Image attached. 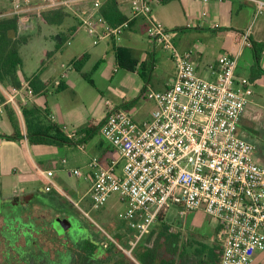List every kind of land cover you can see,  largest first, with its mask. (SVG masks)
<instances>
[{"label": "built area", "instance_id": "1", "mask_svg": "<svg viewBox=\"0 0 264 264\" xmlns=\"http://www.w3.org/2000/svg\"><path fill=\"white\" fill-rule=\"evenodd\" d=\"M81 1L39 0L36 9L72 4L94 45L118 41L133 20L142 18L147 23L149 42L167 51L175 67L174 80L165 91L147 93L154 104L148 121L138 123L129 113L114 109L100 123V134L117 159L104 165L93 157L86 165L91 175V210H101L110 196L117 195L119 202L126 204L118 217L132 232L126 248L107 234L102 246L107 247L110 241L134 260V249L158 215L175 206L181 214L203 211L217 223L215 240L222 248L219 264H251L255 253H264V166L256 162L253 146L237 134L240 117L253 94V83L235 75L237 58L220 56L216 65L208 67L212 78H202L196 73L191 53L178 52L170 31L151 16L157 0H128L129 17L115 27L99 13L103 0H89L90 8L81 7ZM19 6L20 1L14 0L13 14L34 9ZM263 10L264 3L257 2V13ZM242 43L251 47L247 36ZM4 96V104L16 108L17 98L27 104L36 95L24 82L19 88H9ZM76 136L75 132L67 134L70 140ZM79 147L83 149L82 144ZM72 173L82 176L80 170ZM41 174L52 176L50 171Z\"/></svg>", "mask_w": 264, "mask_h": 264}, {"label": "crops", "instance_id": "2", "mask_svg": "<svg viewBox=\"0 0 264 264\" xmlns=\"http://www.w3.org/2000/svg\"><path fill=\"white\" fill-rule=\"evenodd\" d=\"M227 1L229 5H222ZM117 2L122 14L128 18L130 14L128 0H117ZM257 2L264 3V0H238V5L236 0H209L207 3L197 0H175L167 4L155 2L152 6L151 16L169 31H177L183 27L218 34H221L223 29L236 30L233 31L232 39L234 48L226 53L237 58L235 75L247 78L253 83V94L240 117L237 131L239 138L240 135L244 137L253 126L258 128L264 125L262 109L264 100H261L264 97V10L257 13ZM85 5L81 7H91L89 4L86 6L90 7ZM69 8L74 15L69 14L70 17H65L59 26L46 25L38 19L34 22V26L33 23L29 25L28 28L31 29L25 33H20L18 26L21 18L24 19L29 14L22 15L23 17L16 15L17 31H14V38H27L18 48L20 60V47L26 46L32 35L40 34L43 44L41 57L37 58V62L38 65L43 63L45 67L47 66L42 73L40 72L41 74L38 73L40 81L46 85L44 95H36L31 103L23 104L17 98L16 108L4 104V93L11 88V85L6 86L0 82V105H3V113L0 114V136L13 134L8 113L13 115L16 127L23 136L20 140H0V208L5 204L9 209L8 212L14 211L16 216L23 217L37 205L49 210L63 208L67 203L65 201L67 195L63 189H68L80 197L81 190L86 188L87 194L91 175L86 170V165L90 159L97 157L104 165L114 159L113 148L99 131L105 115L118 109L129 113L135 120V115L140 111L138 100L142 95H146L149 91L163 92L174 80L175 67L170 56L159 54L157 50L160 48L150 42L146 47L141 44L142 39L139 34L144 33L147 27L144 19L133 20L118 41L110 39L99 41L94 45L91 36L78 30L81 25L76 8ZM12 16L15 14L11 13L5 17ZM256 17L260 18L251 27L252 18ZM97 29L99 30L98 26ZM177 35V42L174 45L179 51L184 52L189 51V46H185L189 41L186 40L198 34L180 33L179 35L178 32ZM56 36L59 37V42L55 40ZM244 36H247L249 42L263 46L258 61L254 49L242 43ZM215 38L223 40L225 36L219 35ZM67 41L69 44H66ZM197 43L200 45L201 41L196 40L193 43L198 50L195 54L191 53L196 73L202 78L210 79L212 76L208 67L216 65L219 56L206 62L203 55L204 47L196 45ZM118 48L125 50L121 58V66L116 60ZM67 54L68 56L65 57ZM84 55L86 58L81 64L80 71L75 70L71 63ZM58 58H64L65 62ZM39 70L40 68L37 71ZM28 73H32L28 77L37 74L33 71ZM82 75L87 76L89 80ZM24 77L19 71L17 72L16 78L21 85L25 82ZM81 79L88 87L81 83ZM30 104H34L42 111L46 110L48 118L62 129L65 137L75 132L76 138L58 145L31 144L25 136L22 118V108ZM102 104L108 111L106 114L99 113L96 109V106ZM150 114L151 111L147 118L135 121L146 122L150 119ZM79 144L83 145L84 150L81 159H70L62 155L67 146ZM4 146L10 148L9 155L7 150L1 151ZM74 170L82 171V176H74L72 173ZM47 171L52 172L50 178L41 174ZM51 185L50 191H45V188ZM88 204L91 207L90 202ZM81 213L85 212L81 211ZM1 217L7 218V216ZM255 257L256 254L251 264H254ZM132 261L136 263L135 260Z\"/></svg>", "mask_w": 264, "mask_h": 264}, {"label": "rangeland", "instance_id": "3", "mask_svg": "<svg viewBox=\"0 0 264 264\" xmlns=\"http://www.w3.org/2000/svg\"><path fill=\"white\" fill-rule=\"evenodd\" d=\"M20 1V8L21 9H33L29 13H21V14H15L17 16L23 17L24 15H27L24 17V19L21 18L20 24L18 26V31L20 33H25L30 27L29 25L34 26V22L38 20L37 15L40 12V10L36 9V5L39 3V0H19ZM201 3H203L200 0H197ZM13 2L14 0H0V14L5 16H8L9 14L13 13ZM81 5H91V1L89 0H83L81 1ZM229 2H225L222 5H229ZM236 3L238 5V0H236ZM72 5V4H70ZM68 5L69 7H71ZM85 7H90L86 6ZM68 7V8H69ZM73 8V7H72ZM70 9V8H69ZM206 11V10H204ZM23 15V16H22ZM260 17L252 18V25L251 27L258 21ZM79 31L86 30L80 26ZM177 30V29H176ZM29 31V30H28ZM236 30H221V34H218L217 32H209L206 30H191L187 27H183L181 29H178L177 31H170L172 36V42L173 45L175 42H177V33H185V34H195L198 35L188 38L186 41L187 43L185 46H189V51L184 52H190L194 53L197 51V47L193 46V43L196 42V40L201 41V46L204 47V60L208 62L209 60H213L216 57H220L222 55H229V50H233L234 46L232 43L233 35ZM241 33H245V31L239 30ZM87 34V32H86ZM29 36V34H27ZM88 35V34H87ZM225 36V38L222 40L216 39L215 36ZM139 36L142 39V46L146 47L149 45V40L147 38L146 31L144 33L139 34ZM30 37V36H29ZM211 37V38H210ZM40 34H34L30 37V42L26 46L20 47V55H21V61H20V67L19 72L24 75L25 77H28L32 73L28 72H35V73H42L47 66L45 67L42 63V65H38L37 58L41 57V45L43 44L40 40ZM226 39V40H225ZM225 40V41H224ZM203 45V46H202ZM176 48V46L174 45ZM157 50L159 54H168L169 53L165 50H163L161 47ZM176 50L180 53H183L179 51L177 48ZM39 53L40 55H37ZM65 55V57H67ZM170 56V55H169ZM230 56V55H229ZM218 57V58H219ZM60 61L64 58H58ZM46 59L44 58V62ZM241 62V61H240ZM47 63V62H46ZM40 68L39 71H37ZM40 73V74H41ZM81 83H84L86 86V82L84 80H80ZM88 87V86H87ZM147 95V94H146ZM146 95H142V97L138 100V107H140V111L135 115V120H143L147 118L149 115V111H152L154 108V104L152 102H149L146 98ZM109 98V97H107ZM264 100V97L261 99ZM264 104V103H262ZM98 112H102L103 114H106L108 111L102 106H96ZM259 138H262L264 140V131L260 130L258 134ZM240 138L243 140H247V138L240 135ZM256 145V162L258 163H264L263 161V153H264V142L263 143H254ZM9 147L7 148L4 146L1 151L5 152L7 150V154L9 155ZM66 150L62 153L63 156L70 159H81L83 157L82 152L84 151L79 147V145L74 146H67L65 148ZM113 158L117 159V155L113 153ZM123 162L120 163L119 169H117V174H120V168L122 167ZM65 181V180H64ZM42 183V181H41ZM43 184V183H42ZM65 194L67 195V200H65L67 203L64 205L61 209H47L42 207V205L35 206L32 210L28 211L22 218L24 222H31L34 224L36 228L41 227V233L38 238V246L39 249H35L38 254L30 253V255L35 257H42L41 260L45 259L46 263L43 264H67L68 258H67V252L68 249L71 250L72 244L76 243V241H81L82 238L85 236V230L78 231L77 229L71 228L69 233L67 235H62V233L59 230V226L57 225L55 219H65L66 216L70 214H78L87 224L89 225V229L91 231V234L94 239H100L101 235L106 236L108 235L109 230L117 229V227L123 228L125 231H127L128 236L132 232L128 229L127 224L119 219V213H123L126 210V204L123 202H119V198L117 195H112L107 199V202L105 206L99 210L93 212L91 210V207L89 206L90 197L88 193L86 194V188L81 190L80 197H77L75 193L69 191L68 189H63ZM26 200V199H25ZM68 204V205H67ZM7 205L3 204L0 208V264H20V258L14 254L15 251H13L10 246L7 247V244L5 243L4 239L7 237V231H4L2 233V230H5L3 219L1 216H7L8 213ZM85 212L90 219L83 216L81 213ZM165 221L170 226L173 227L174 230L178 231L180 235L185 238L194 237L196 239H199L200 241H203L205 243H210L211 241L215 240L216 238V231H217V223L211 219L209 216H207L203 211H188L184 214H181V209L175 206H171L167 212L165 213ZM158 223L156 222L153 227L148 231V233L144 236V238L138 242L139 247L142 243V241L145 240V238L150 234L151 231L157 230ZM2 233V234H1ZM77 234L78 237L75 236ZM11 235V234H9ZM8 235V237H9ZM192 235V236H191ZM82 236V237H81ZM109 236V235H108ZM110 237V236H109ZM130 237V236H129ZM85 238V237H84ZM83 238V239H84ZM128 240V239H127ZM22 239H20V242H17L18 244L21 243ZM72 243V244H71ZM15 250V249H14ZM101 248L98 247L97 252L100 253ZM22 254L26 252H21ZM256 259L254 264H264V253L257 252ZM255 256V255H254ZM38 259V258H37ZM36 259V260H37ZM40 260V261H41Z\"/></svg>", "mask_w": 264, "mask_h": 264}, {"label": "trees", "instance_id": "4", "mask_svg": "<svg viewBox=\"0 0 264 264\" xmlns=\"http://www.w3.org/2000/svg\"><path fill=\"white\" fill-rule=\"evenodd\" d=\"M175 0H157L158 3L167 4ZM99 13L112 26L122 24L127 18L122 14L117 0H103ZM65 17L69 14L63 12V7H57L40 11L37 18L46 25L59 26ZM17 16L0 17V82L6 86L9 84L7 78H10L12 88H19L20 82L17 80V72L20 67V56L18 52L19 45L25 43L27 38L9 39L7 32L9 30L17 31ZM61 38V43H62ZM254 49L255 58L259 60V54L262 45L251 42ZM125 50L118 48L116 50V60L121 66V58ZM85 55L73 61L71 66L80 71L81 64L85 62ZM83 78L89 80L85 75ZM25 82L33 90L35 95L43 94L46 85L43 84L39 75L24 77ZM9 87V86H8ZM9 121L13 127V134L10 136H0L6 140H20L23 136L16 127L15 119L11 113H8ZM22 118L25 127V136L31 144L58 145L63 142H69L59 128L48 118V112L42 111L34 104L22 108ZM158 228L151 231L142 241L141 245L134 249L132 256L133 262L117 246L108 242L107 247L102 246L106 237L101 235L100 239L86 237L81 244L73 245L67 252V264H219L222 248L217 240L205 243L194 237L185 238L173 229L165 221V212L162 211L157 218ZM108 235L116 241L122 248H126L128 236L127 231L121 227L109 230ZM192 236V235H191ZM101 248L100 253L97 252ZM38 258V259H37ZM42 257L30 258L22 261L20 264H43L46 263ZM37 259V260H36ZM41 260V261H40Z\"/></svg>", "mask_w": 264, "mask_h": 264}, {"label": "flooded vegetation", "instance_id": "5", "mask_svg": "<svg viewBox=\"0 0 264 264\" xmlns=\"http://www.w3.org/2000/svg\"><path fill=\"white\" fill-rule=\"evenodd\" d=\"M260 130L264 131V125L258 128L253 126L251 130L246 132L245 134V137L247 138L246 141L253 146V154H254L255 159H256V145L254 143L264 142V140L262 138H259L258 136ZM263 161H264V153H263ZM261 165L264 166V163H261ZM65 219H68L71 222L70 229L74 227V229H77L78 231L85 230L84 237L93 238L91 231L89 229V225L78 214H70L66 216ZM3 223H4L5 230H2V233L4 231H7V237L3 239L5 243L7 244V247L10 246L11 248L15 249V250L14 249L12 250L15 251L14 254L20 258L19 263H22V261H25V260H29L31 257L35 258V255L38 254V252H36L35 249L36 250L39 249L38 238L41 233V227L36 228L33 223L24 222L23 218L21 216H16L14 211L8 212L7 218L3 219ZM70 229L66 231L62 235V237L64 235H67ZM75 236L78 237L77 234H75ZM83 238L81 241H76V243H73V245L81 244L83 241ZM20 239H22L21 241L22 244L17 243V242H20ZM23 251L26 253L22 254L21 252ZM30 253H34L35 255L32 256L30 255Z\"/></svg>", "mask_w": 264, "mask_h": 264}, {"label": "water", "instance_id": "6", "mask_svg": "<svg viewBox=\"0 0 264 264\" xmlns=\"http://www.w3.org/2000/svg\"><path fill=\"white\" fill-rule=\"evenodd\" d=\"M63 12H65L67 14H70V15H74V13L68 7H63ZM14 35H15V32L12 29L7 32V37L9 39L14 38ZM55 40L57 42H59V37L56 36L55 37ZM7 80L9 81V84L11 85V81H10V78L9 77L7 78ZM55 221H56L57 225L59 226V230L62 233H65L71 227V222L68 219L59 220V219L56 218Z\"/></svg>", "mask_w": 264, "mask_h": 264}]
</instances>
